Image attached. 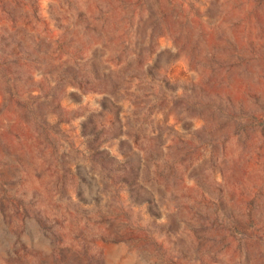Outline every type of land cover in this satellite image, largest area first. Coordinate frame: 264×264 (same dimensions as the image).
<instances>
[{
	"label": "rangeland",
	"instance_id": "1",
	"mask_svg": "<svg viewBox=\"0 0 264 264\" xmlns=\"http://www.w3.org/2000/svg\"><path fill=\"white\" fill-rule=\"evenodd\" d=\"M0 264H264V0H0Z\"/></svg>",
	"mask_w": 264,
	"mask_h": 264
}]
</instances>
